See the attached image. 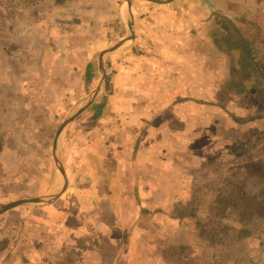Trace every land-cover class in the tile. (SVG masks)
I'll list each match as a JSON object with an SVG mask.
<instances>
[{
	"label": "crops",
	"instance_id": "obj_1",
	"mask_svg": "<svg viewBox=\"0 0 264 264\" xmlns=\"http://www.w3.org/2000/svg\"><path fill=\"white\" fill-rule=\"evenodd\" d=\"M51 1L57 7L66 3V20L62 21L72 27V45L81 48L50 59L34 40L31 44L37 50L19 53L16 58L19 61L23 55H31L30 60L35 62L33 66L31 61L22 62L25 64L21 63L20 70L31 69V81L36 80L33 87L52 94L54 99L59 91L74 90L78 82L77 87L86 92L82 101L102 91L75 119L77 123L82 121V128L76 126L72 134L70 130L67 154L61 153L68 189L48 205H26L0 214V264H151L153 259L148 255L142 257L141 253L150 249L151 242L145 239L139 243L142 239L137 237L142 232L151 233L143 227L144 222L149 219L154 229L155 221L149 216L168 213L172 204L190 199L196 187L203 185L201 182H218V169H229L234 161V154L227 147L232 141L233 115L229 116L226 109L231 111L233 100L244 101V97L232 85L233 69L228 54L218 48L221 38L216 35V19L244 8L235 7L240 5L236 0H173L167 4L147 0H132V4L131 0ZM131 11L134 33L130 38ZM86 19H90V29L89 24H81ZM14 21L6 19L9 27ZM104 22L107 24L102 28ZM252 23L258 25L264 41V25L253 20ZM240 34L253 48L250 37L242 31ZM122 41L117 49L106 53ZM101 42L102 48L110 47L90 48ZM24 43L30 47L27 41ZM85 43L89 44L86 48ZM220 52L229 65L227 82L218 93L211 89H219L218 82L207 83L210 90L204 93L200 64ZM0 55L4 63L7 54L2 51ZM45 57L50 59L47 63ZM72 58L75 61L69 62ZM7 67L3 71L0 68L1 79L16 76ZM111 67L115 71L113 78L112 72L108 73ZM18 73L23 76L25 72ZM25 85L20 83L19 87L23 89ZM0 88L6 89L4 81ZM106 91L109 99H102ZM24 106L21 100L19 103L15 98L0 97V160L4 179L0 180V210L17 202L43 199L49 192L53 197L61 174L54 155L58 132L48 149L36 150L37 158L45 166L41 162L32 164L35 174H30L25 157L10 158L5 150L4 146L16 138V153L27 154L22 137L27 128L32 130L30 125L26 127L28 117L17 132L12 124L21 120L8 114L12 107L21 111ZM47 106H53L52 102ZM89 111L98 113L96 119L92 118L95 122L91 128L85 120ZM6 132L8 137L2 134ZM108 135L112 139L106 146L103 139ZM204 137L210 140L209 149L205 150L195 145L196 140ZM50 155L54 160L48 159ZM189 182L197 184L191 188ZM62 186L63 182L57 193H61ZM195 208L200 215L199 206ZM178 209L181 213L177 218L183 217L184 211H192L181 209L180 205ZM126 250L127 259L130 252H139V261L120 258L119 254Z\"/></svg>",
	"mask_w": 264,
	"mask_h": 264
},
{
	"label": "rangeland",
	"instance_id": "obj_2",
	"mask_svg": "<svg viewBox=\"0 0 264 264\" xmlns=\"http://www.w3.org/2000/svg\"><path fill=\"white\" fill-rule=\"evenodd\" d=\"M58 1L60 2L61 0ZM236 2L240 3V5L236 4L235 7L243 6L244 9L229 11L228 15H224L226 17L216 19V26L223 32L228 34L230 32L231 35V30H237L238 28L244 36H249V39L253 41L251 53H248V57L244 60L251 70L250 73L248 72L247 77H243V81L254 85V93L250 98L251 100L249 102H246L245 99L243 101L241 98V101H237L238 99L233 100V104L229 108L231 111H228L224 107L229 116L233 115L230 116L234 126V129L231 131L232 141L228 143L229 145L227 147L234 154V161L229 165V169H218V175L221 178L218 182H201L203 185L196 187L190 199H181L177 205L172 204L169 212L165 213H170V215L155 213L152 215L153 217L149 216L155 221L154 229H151V223H148L149 219L144 222L143 227L151 233L146 235L145 232H142L137 237L142 239L138 240L139 243L145 239H149V242H151L150 249L141 252L142 257L143 255L145 257L148 255L150 259H153L151 264H264V179L263 177L259 180L256 179V175L263 176L262 172H264L259 167V162L264 161V41H262V33L258 25L252 23L253 20L264 25V0H236ZM65 4L57 7L51 0H0V52L3 51L7 54V60L4 63L0 61V68L3 71V69L9 68L7 66H10L11 72H16V76H13L11 79L0 78V84L4 81L6 86L5 90L0 88V97L2 99L15 98L19 103L21 100L25 104L21 111H18L20 108L12 107V111L8 113L11 115L10 118H14V115L19 116L21 120L20 123L17 120V123L12 124L14 125V131L19 132L23 128L26 117H28L26 127L30 125L32 129L29 130L27 128L26 136L22 137L27 145V154L24 155L21 153L22 155H19L16 153L17 146L14 144L17 142L16 138L11 139L9 141L10 143L5 145L4 148L9 152L10 158L15 156L16 159H22V157H25L27 163H29L28 170L30 174H35L34 166L32 165L35 162H41L45 166V162L37 158L36 150L40 148L41 150H46L49 148L51 142L55 139L56 133L71 112L82 102L86 94L84 89L82 90L80 86V88L77 87L80 82L75 83L74 90H70L69 92L59 91L56 99L54 97L52 98V94L48 95L42 90H36L33 87L34 84L32 85V83H36V80L31 81L34 76L32 74L33 71L28 68L20 70L22 64L31 61L29 63L33 66L32 62L35 61L30 60L31 55L28 57L26 54L19 61L16 58V55L19 53L37 50L31 44L34 40L38 44H41L39 45L43 50L42 52H47L48 58L50 59L59 57L61 52H75L81 48V45H72V27L68 25L67 21H62L66 20L65 10L67 8ZM6 19L15 20L11 24V27L7 25ZM81 22L82 25L85 23L89 24L88 28L90 29V19L82 20ZM105 24L107 23L104 22L102 24V28ZM237 31L240 34V31ZM103 33L108 34V31L103 30ZM222 40H220V43ZM24 41L30 44L29 48L26 47ZM103 45V42L93 43V46L90 48L106 50L110 47L102 48ZM88 46L89 44H84L85 48ZM48 58L45 57V63L50 60ZM1 59L3 60V57L0 55ZM209 59L214 64L207 61ZM209 59H206L202 63L203 65L200 64L203 66L204 74L199 78H202L204 82V93L210 90V87L206 85L207 83L210 84V82H218L220 85L219 89L216 86L211 88L212 91L218 93L220 88H224L227 82L225 79L229 65L226 63V59L221 52L217 56ZM24 61L25 63H22ZM71 61H75V59L72 58L69 62ZM38 62L40 63L42 61ZM198 62L200 61L198 60ZM261 63L262 65H260ZM18 72L25 73H23V76H20ZM111 72L112 74L110 76L113 78L115 71L112 67L108 70V73ZM23 77L25 79L24 81ZM248 77L249 79H247ZM8 81L9 85L11 84L10 86L6 85ZM230 82L232 83L231 80ZM20 83L26 84L23 89L19 87ZM38 83H41V81H38ZM42 86L44 87V85ZM43 87L39 89H43ZM108 97V92L101 96L102 99H107ZM47 102H52L53 106H47ZM102 102L103 100L100 101V104ZM213 109L207 108V110L212 111ZM1 111L2 107L0 114H3ZM15 111H18V113H15ZM93 112L89 111L87 117L90 116L85 119L87 123L91 124L89 125L90 128L92 123L95 122L92 120L93 116H95V119L98 116V113ZM219 113H223L222 109ZM29 117H34V119H30ZM75 122L76 120L66 129L61 138V153L64 152L67 154L65 150L69 145L67 137L70 130L72 134L76 126L80 125L82 128V121H79V123ZM81 132L79 133L81 134ZM2 134L5 135L4 137H8L9 133ZM31 139H34V141L32 142ZM111 139V135L104 138V145H110ZM207 139L204 137L196 140L195 145L197 148L209 149L210 140ZM10 158L7 157L9 160ZM65 158L67 160L66 156ZM48 159L50 161L52 159L54 160L53 155L48 156ZM65 163L66 161L64 160ZM1 164L0 160V180H4L1 174ZM62 182L63 178L60 174L59 182L53 188V196L61 188ZM232 183L243 185L246 195L244 199L241 197L242 200L236 202L229 209L227 219L224 220V223H229L231 226L237 228L246 227L252 232V236L249 239L240 241L238 234L224 233L223 228H221V231L215 237L210 229L206 227L201 228L198 225L197 218L193 219L186 216L177 218L180 215L179 205L181 209L192 210L191 213L194 211L193 209L196 205L203 212L198 216L200 223L203 222L204 226H208L212 222L216 224L218 213L213 220H210L208 216L216 199V192H213V189L211 191V188L216 187V184L229 186ZM188 184H191V188H194L197 182H189ZM190 193L191 191L189 190ZM204 195H208L209 197L206 198ZM44 197L43 199L51 197L50 192ZM126 252L128 251L126 250L125 253L122 252L119 254V257L126 258ZM139 257L140 253L134 251L130 252L126 260L137 263Z\"/></svg>",
	"mask_w": 264,
	"mask_h": 264
},
{
	"label": "trees",
	"instance_id": "obj_3",
	"mask_svg": "<svg viewBox=\"0 0 264 264\" xmlns=\"http://www.w3.org/2000/svg\"><path fill=\"white\" fill-rule=\"evenodd\" d=\"M220 31L219 35L220 38L223 39L222 42L218 45V48L222 51H225L229 56V65L233 69V85L234 90L236 93L240 94L246 102L250 101L253 93H254V85H251L250 83H246V81H243V77L248 76V72L250 73V67L244 62V60L248 57V53H251V47L248 43H246L244 40H242L239 32L235 29H232V34L230 35L228 33ZM215 32H213L214 34ZM218 33V32H217ZM226 47V48H224ZM225 50H224V49ZM252 78V77H251ZM249 79V77L247 78ZM233 87V86H232ZM259 167L261 171H264V161L259 162ZM263 176L256 175V179H260L263 177L264 179V172H262ZM217 188V189H214ZM213 189V192L216 193V199L212 205L211 211L208 214L210 220H213L215 215L218 213V219L216 221V224L212 222V224L208 226H204L203 222L200 223V218L198 216V211L195 208V210L192 213L184 211L181 215L183 217L188 218H197L198 225L201 226V228L206 227L210 229L211 233L216 237L218 233L221 231V228L224 229V233H235L238 234L240 241H245L246 239H249L252 236V232L247 229L246 227L243 228H237L234 226H231L229 223H224V220L227 219L229 209L233 207L236 202H239L242 200V198H245L246 193L245 188L243 185L232 183L229 186H221L216 184V187L211 188V191ZM242 197V198H241ZM195 207H197L195 205ZM181 213V212H180ZM203 213V212H202ZM218 225V227H217ZM214 240V239H213Z\"/></svg>",
	"mask_w": 264,
	"mask_h": 264
},
{
	"label": "water",
	"instance_id": "obj_4",
	"mask_svg": "<svg viewBox=\"0 0 264 264\" xmlns=\"http://www.w3.org/2000/svg\"><path fill=\"white\" fill-rule=\"evenodd\" d=\"M150 2H154L157 4H167L172 2L173 0H147ZM132 2V0L130 1V3ZM132 4V3H131ZM131 15H132V24H131V34H130V38L134 33V13L131 11ZM124 42H120L118 44H116L115 46H113L112 48H110L108 50V52H112L115 49H117V47H119L121 44H123ZM105 53V54H106ZM104 54V55H105ZM102 91L99 90L98 92H94L88 99L82 101L72 112L71 114L68 116V118L65 120L64 124L61 126V128L59 129L58 133H57V137H56V142H55V146H54V155H55V159L56 162L58 164L60 173L62 175L63 178V186H62V191L61 193H56L53 197H49L45 200L43 199H37V200H26V201H21V202H17L15 204L9 205L6 208L0 210V214H3L5 212H8L9 210H12L14 208L17 207H21V206H26V205H30V206H41V205H48L50 204L52 201H54L56 198H58L60 195H62L69 186V179L67 177L66 174V170L65 167L63 165L62 162V157H61V148H60V141L61 138L63 136V134L65 133L66 129L74 122V120L84 111L86 110L99 96V93Z\"/></svg>",
	"mask_w": 264,
	"mask_h": 264
}]
</instances>
